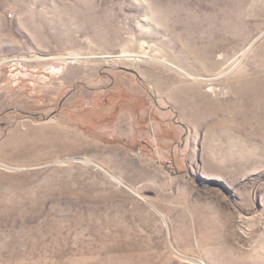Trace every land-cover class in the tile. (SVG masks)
<instances>
[{
	"label": "rangeland",
	"instance_id": "rangeland-1",
	"mask_svg": "<svg viewBox=\"0 0 264 264\" xmlns=\"http://www.w3.org/2000/svg\"><path fill=\"white\" fill-rule=\"evenodd\" d=\"M0 264H264V0H0Z\"/></svg>",
	"mask_w": 264,
	"mask_h": 264
}]
</instances>
